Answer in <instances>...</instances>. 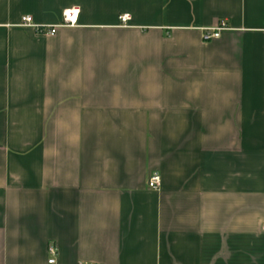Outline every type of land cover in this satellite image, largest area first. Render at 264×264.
Wrapping results in <instances>:
<instances>
[{
    "label": "crops",
    "instance_id": "crops-1",
    "mask_svg": "<svg viewBox=\"0 0 264 264\" xmlns=\"http://www.w3.org/2000/svg\"><path fill=\"white\" fill-rule=\"evenodd\" d=\"M263 224L264 0H0V264H264Z\"/></svg>",
    "mask_w": 264,
    "mask_h": 264
},
{
    "label": "built area",
    "instance_id": "built-area-1",
    "mask_svg": "<svg viewBox=\"0 0 264 264\" xmlns=\"http://www.w3.org/2000/svg\"><path fill=\"white\" fill-rule=\"evenodd\" d=\"M79 18V10L77 9H69L65 10L62 13V19L61 23L56 26H46V27H39L34 23V20L31 16H23L21 18V26L22 27H28L33 28L38 34L47 35V36H53L56 34L57 30L62 27H75L78 23ZM130 18L128 15H123L119 18V21L122 24H127L129 22ZM226 24L221 23L217 28L206 30L203 35L202 39L203 42H211L213 40L219 39L221 36V32L225 30ZM160 185V178L158 175H153L150 177L148 181V187L152 190H157ZM262 229L264 230V224L262 226ZM51 254H55V250L51 249ZM54 260H49V264H54Z\"/></svg>",
    "mask_w": 264,
    "mask_h": 264
}]
</instances>
